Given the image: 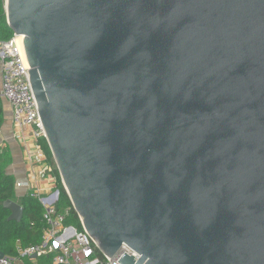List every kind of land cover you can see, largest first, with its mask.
Listing matches in <instances>:
<instances>
[{"label": "water", "instance_id": "water-1", "mask_svg": "<svg viewBox=\"0 0 264 264\" xmlns=\"http://www.w3.org/2000/svg\"><path fill=\"white\" fill-rule=\"evenodd\" d=\"M5 7L63 186L102 254L264 264V0ZM3 206L22 222V205Z\"/></svg>", "mask_w": 264, "mask_h": 264}, {"label": "built area", "instance_id": "built-area-1", "mask_svg": "<svg viewBox=\"0 0 264 264\" xmlns=\"http://www.w3.org/2000/svg\"><path fill=\"white\" fill-rule=\"evenodd\" d=\"M19 38L14 35L12 39L0 42V61L3 67L1 96L11 105L14 126L21 130H32V136L37 142V157L35 159L42 167V174L52 175L53 167L49 164L48 157L38 143L42 139H46V134L33 95L29 77L31 68L25 54L23 41H20ZM24 186L27 185L16 184L17 188ZM29 188L31 190L32 187ZM30 197L37 199L45 209L43 222L46 227L43 230L41 243L24 249L20 248L16 258L7 256L0 258V264H16L18 261L43 258L49 255L52 256V264H119L125 254L136 259L139 258L126 245L113 258L102 254L84 228L79 230L76 225L66 223L70 209L59 208L60 192L58 190L46 194L41 189H35L30 191Z\"/></svg>", "mask_w": 264, "mask_h": 264}, {"label": "trees", "instance_id": "trees-1", "mask_svg": "<svg viewBox=\"0 0 264 264\" xmlns=\"http://www.w3.org/2000/svg\"><path fill=\"white\" fill-rule=\"evenodd\" d=\"M6 0H0V42L12 39L14 33L9 27L6 14ZM5 111L3 98L0 95V129L4 125ZM42 149L48 157L49 164L53 167V173L56 179V190L60 192V206L64 203L70 209V215L66 218V223L76 225L79 230H83L80 218L75 211L70 197L65 190L60 173L55 164L50 147L43 139L40 142ZM9 151L0 154V253L7 257H18V249L27 248L41 243L43 230L46 225L43 222L44 207L37 199L26 196L21 205L24 207V216L21 223L9 221L11 211L4 208L3 204L7 200H16V179L7 175L6 168L11 163ZM102 256L99 251H97ZM52 260V256L49 255Z\"/></svg>", "mask_w": 264, "mask_h": 264}, {"label": "crops", "instance_id": "crops-1", "mask_svg": "<svg viewBox=\"0 0 264 264\" xmlns=\"http://www.w3.org/2000/svg\"><path fill=\"white\" fill-rule=\"evenodd\" d=\"M2 76L3 67L0 61V95L2 90ZM3 102L5 121L0 129V154L4 151L10 152L12 160L6 168L7 175L13 176L16 179V184L24 183L27 185L23 188L16 187L15 201L21 205V201L30 195L31 190L41 189L46 194L55 191L56 179L54 175L42 174V167L38 164L37 159H35L37 157V142L32 136V130H21L15 127L13 124L11 105L5 99H3ZM41 141L38 143L40 144ZM29 187H32L31 190ZM16 264H52V260L49 257L33 258L18 261Z\"/></svg>", "mask_w": 264, "mask_h": 264}, {"label": "rangeland", "instance_id": "rangeland-1", "mask_svg": "<svg viewBox=\"0 0 264 264\" xmlns=\"http://www.w3.org/2000/svg\"><path fill=\"white\" fill-rule=\"evenodd\" d=\"M61 208L63 209V210H65V209H67V208H69L66 204H64V203H62L61 204Z\"/></svg>", "mask_w": 264, "mask_h": 264}, {"label": "bare ground", "instance_id": "bare-ground-1", "mask_svg": "<svg viewBox=\"0 0 264 264\" xmlns=\"http://www.w3.org/2000/svg\"><path fill=\"white\" fill-rule=\"evenodd\" d=\"M20 41H24V37L23 36H20Z\"/></svg>", "mask_w": 264, "mask_h": 264}]
</instances>
